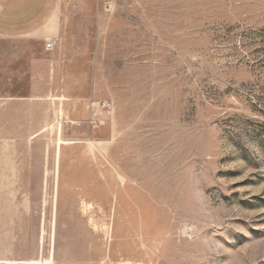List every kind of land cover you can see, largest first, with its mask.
<instances>
[{
    "label": "rangeland",
    "instance_id": "374dc122",
    "mask_svg": "<svg viewBox=\"0 0 264 264\" xmlns=\"http://www.w3.org/2000/svg\"><path fill=\"white\" fill-rule=\"evenodd\" d=\"M61 3L0 39V264H264V0Z\"/></svg>",
    "mask_w": 264,
    "mask_h": 264
},
{
    "label": "crops",
    "instance_id": "0c3cea01",
    "mask_svg": "<svg viewBox=\"0 0 264 264\" xmlns=\"http://www.w3.org/2000/svg\"><path fill=\"white\" fill-rule=\"evenodd\" d=\"M62 0H0V39L8 40L17 45L24 41H31L37 38H44L46 30H52L53 21L58 15ZM28 44V43H27ZM16 45V46H15ZM14 54V53H13ZM12 61L20 64V53H15ZM47 68L45 59L38 60L35 56L28 58V77L30 82L27 96L21 99L17 95L11 94L4 99L6 103L15 105L16 103H28L36 100L40 96H46L47 78L41 73L42 68ZM20 70L13 73L11 81L20 79ZM42 77H38V75ZM42 101H44L42 99ZM8 104V105H9Z\"/></svg>",
    "mask_w": 264,
    "mask_h": 264
},
{
    "label": "built area",
    "instance_id": "2783aa9c",
    "mask_svg": "<svg viewBox=\"0 0 264 264\" xmlns=\"http://www.w3.org/2000/svg\"><path fill=\"white\" fill-rule=\"evenodd\" d=\"M50 48H52V46L49 45V46H48V49H50Z\"/></svg>",
    "mask_w": 264,
    "mask_h": 264
}]
</instances>
